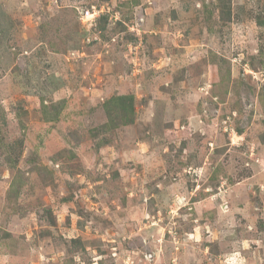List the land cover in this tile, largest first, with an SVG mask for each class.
<instances>
[{"label": "rangeland", "instance_id": "374dc122", "mask_svg": "<svg viewBox=\"0 0 264 264\" xmlns=\"http://www.w3.org/2000/svg\"><path fill=\"white\" fill-rule=\"evenodd\" d=\"M0 264H264V0H0Z\"/></svg>", "mask_w": 264, "mask_h": 264}, {"label": "trees", "instance_id": "16d2710c", "mask_svg": "<svg viewBox=\"0 0 264 264\" xmlns=\"http://www.w3.org/2000/svg\"><path fill=\"white\" fill-rule=\"evenodd\" d=\"M134 100H135V97L133 94L114 95L106 103L109 105H116L120 110H124L127 113L134 114L135 112ZM133 118L134 117L128 118L130 123L134 120ZM125 122H128V121H125Z\"/></svg>", "mask_w": 264, "mask_h": 264}]
</instances>
